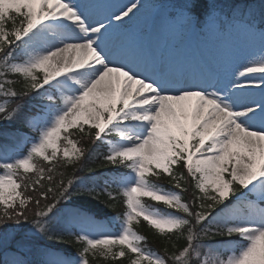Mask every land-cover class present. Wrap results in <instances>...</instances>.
<instances>
[{"label":"snow or ice","instance_id":"obj_1","mask_svg":"<svg viewBox=\"0 0 264 264\" xmlns=\"http://www.w3.org/2000/svg\"><path fill=\"white\" fill-rule=\"evenodd\" d=\"M146 0H82L80 6L71 0H0V53L50 18H66L74 22L88 37L82 42L66 43L29 64L12 65L10 71L24 79L21 87L9 85L10 95L24 96L62 74L89 65H98V76L86 86L71 106L56 118L55 124L42 135L31 152L15 163L0 165V226L8 223L30 222L47 239L71 244L82 257L81 264H89V253H110L116 264L117 257H125L130 264H193L197 242L219 235L240 234L250 241L238 257L228 264H264V226L233 227L227 222L205 225V221L225 199L244 189L249 191L247 205L264 219V0H209L200 26L197 16L198 0H155L152 8L157 19L177 17L189 25L204 28L217 22L221 30L238 31L260 37L259 58L251 59L254 52L237 56L219 71L198 72L173 66L160 60L141 61L128 44L114 37L125 36L133 20L145 8ZM174 12L175 15H169ZM155 106V109H152ZM18 106L5 112L0 108V120L14 118ZM135 109H144L135 111ZM118 117L146 122L147 134L131 146L113 151L94 167L132 161L140 182L124 190L127 211V229L120 236L89 238L83 234H59L45 228L42 218L62 199L72 195L70 188L74 173L88 148H77L64 136L76 159L66 162L74 169L66 182L56 184L49 172L50 188H41L34 199L21 195L18 189L28 187L29 178L22 176L34 166L35 157L50 161L57 156L60 134L75 128L91 141ZM20 119L25 126L27 118ZM48 149L51 152L48 153ZM69 149L64 148L67 158ZM186 170L184 183L194 189L191 202L184 196L163 194L147 184L148 177L166 178L169 183L186 192L173 168L181 165ZM41 174L43 167L37 169ZM91 170V169H89ZM62 175V174H61ZM175 182V183H173ZM39 181H31L33 190ZM101 200L111 209L115 200L108 199L111 191L81 189ZM200 195H196V193ZM107 193V196H106ZM17 197H21L19 204ZM43 198V203L41 201ZM144 198L163 203L181 216L161 217L148 211ZM32 200L31 214L25 201ZM17 208L20 210L18 211ZM77 221L91 224L90 218L73 213ZM143 217L162 232L175 229L187 236L183 244L173 246L171 255L166 251L157 258L146 254L137 241L146 240L133 230V221ZM103 246L97 248V246ZM126 246V247H125ZM35 250L36 259L32 253ZM0 264H72L70 257L39 248L29 235L0 234ZM195 264H206L203 259Z\"/></svg>","mask_w":264,"mask_h":264},{"label":"rangeland","instance_id":"obj_2","mask_svg":"<svg viewBox=\"0 0 264 264\" xmlns=\"http://www.w3.org/2000/svg\"><path fill=\"white\" fill-rule=\"evenodd\" d=\"M230 1L231 0H221V2L224 3H230ZM71 2L80 6L82 0H71ZM121 2H126V0H121ZM154 2L155 0H146L145 8L133 20L127 35L114 37L117 41L128 44L137 59L146 62L155 59L188 70L209 72L219 71L231 59L237 56L246 55L249 52L255 53L254 56L250 57L251 59L259 58V50L262 47V42L259 36L246 35L235 30L231 32L224 31L219 28L217 22H210L204 28H197L192 27L187 21L182 20L179 17L172 19L164 16L162 19H157L156 13L152 8ZM177 2H179V0H177ZM169 15H175V13L170 12ZM76 32H78V34ZM50 35L57 36L60 40L59 43L53 44L49 39ZM87 38L88 37L74 22L69 23L66 18H50L49 20L41 22L33 30L19 39L21 50L26 57L24 59L14 60L11 63V67L16 64H29L39 56L47 54L66 43L82 42ZM97 68H99L98 65H89L85 68L62 74L60 77L54 78L47 84H44L42 87L50 86L55 89L59 95L64 97L65 104L56 109L51 119L46 118L39 121L40 127L38 136L31 141L27 153H17L14 156H5L0 150V165L15 163L17 160L28 156L31 152L32 146L38 144L43 133L55 124L56 118L63 114V112L71 106V102L82 94L85 87L90 85V83L98 76V72L96 71ZM0 108H4L5 112L8 111L5 103H1ZM152 109L154 110L155 106H152ZM143 110L144 109H135V111ZM69 129L71 128H68L65 131ZM108 130L114 135L113 138H110L109 140L107 139L108 152L111 154L113 151L129 147L133 143L138 142V138H142L147 134V124L146 122L131 118L122 119L118 117L104 130L103 133H107ZM64 132H61L60 134V141L58 142L59 151L57 154L63 156L64 148L67 147L69 149L67 159L75 158L78 153H74L71 150L72 145H68L67 142L62 140ZM50 152L51 149H48V153ZM123 163H125L126 167L129 169L125 175L124 191L132 185L139 183L140 178L132 166V161H125ZM4 171L5 169L2 167V169H0V175H2ZM147 184L149 187L163 194L170 196L179 195L176 190L159 188L150 184L148 181ZM250 190L251 186H249L248 189H244L242 192L233 194L236 199L234 202L235 204L243 202V205H238L240 206L239 210L237 208L238 206L234 207L232 205L217 210V212L212 215L209 225H216L219 222H227L233 227L245 225L264 226V219L256 215L255 211L246 203L248 199L247 194ZM18 191H20V189H18ZM231 196L232 195H230V197ZM20 198L21 197H17V204H19ZM145 207L149 212L161 217L177 218L181 216L180 213L174 212L170 209L167 210L150 205H145ZM4 208L5 205L0 204V211H4ZM74 212L76 214H82L76 209V207H74V205H72L71 201L66 199L58 209V216L64 217V219L68 221L71 229L76 228L75 230L79 234L86 235L89 238L95 239L100 238L101 236H120L128 227L126 216H124L118 228H112L106 221H97L95 218L84 216L83 214L84 217L90 218L92 223L87 225L82 224L77 221L76 217H74ZM140 219H143V217L133 221L134 231V223L139 222ZM6 231V234L13 233L14 226L7 227ZM241 237L243 239L240 242L245 243V245H241L237 249H228L229 253L227 252L226 256L210 251V256L203 258V260L206 261V264H228L229 259L238 257L250 243L249 240L243 236ZM102 247L103 246H97V248ZM145 253L157 258L162 257L156 251H146ZM89 255L99 260L113 259L110 253L106 254L100 251H97L94 254L89 253ZM121 264H130V261L126 260Z\"/></svg>","mask_w":264,"mask_h":264},{"label":"trees","instance_id":"obj_3","mask_svg":"<svg viewBox=\"0 0 264 264\" xmlns=\"http://www.w3.org/2000/svg\"><path fill=\"white\" fill-rule=\"evenodd\" d=\"M208 2L209 0H198V8L195 12L198 27L203 21ZM231 2H233V0H231L230 3ZM25 57L26 55L21 50L19 40H16L9 45L3 53H0V104L5 103L8 111L13 106H18L14 118L0 120V150L5 156H14L17 153H27L31 141L38 136L40 127L39 121L46 118L51 119L56 109L65 104L64 97L59 95L56 90L50 86L33 90L24 96L10 95L9 88L6 87V85H9L12 80L16 82L14 87L19 88L22 86L20 82L24 79L22 76H17L10 71L11 63L16 59H24ZM0 115H2V113H0ZM17 116L20 118H27V126H25L24 123H21L20 119L16 118ZM67 133H71L68 138L71 139L78 148L89 147L81 160V166L74 173V180L70 188V191L73 194L69 195L68 200L71 201L72 205H74V207H76V209L84 216H91L97 221H106L112 228H118L127 211V198L123 189L125 175L129 169L126 167L125 163L107 164L104 167H94V165L99 164L105 156L109 155L107 139L109 140L110 138H113L114 135L108 130L105 134L101 133L99 138L95 139L93 142L87 137L86 128L83 134L77 132L75 128L65 131L64 136ZM64 136L62 140L67 142L64 140ZM76 157L67 159L62 155L57 154V156L53 157L50 161H44L43 157H36L34 159V165L36 166H34L31 171L24 173L22 169L20 170L22 176H27L29 178L28 187L25 188L22 185L20 188L22 196L31 195L35 199L41 188H50L53 186L48 182L49 172L47 169L54 168V171L51 172V178L56 184L60 183L61 180L66 182L72 177L74 171L66 161L76 159ZM38 167H43L46 171L41 174L37 170ZM0 169H2V167H0ZM173 172L180 179L182 186L187 188L186 192L180 193V189L169 183L166 178L148 177L147 181L159 188L176 190L179 195L181 194L184 196L186 202H191L194 189L184 183L186 170L181 164L174 166ZM37 180L39 183L35 185L34 191L31 181ZM81 189H93L101 192L110 190L111 195L108 196V199L112 200L113 198H116V208L111 209L101 200L88 195L84 191H80ZM196 195H200V193L197 192ZM64 200L66 199H62L51 212L43 217L42 222L45 228L50 232L59 234H67L69 232L79 234L75 230L76 228H70L68 221L65 220L64 217L58 216V209ZM235 200L236 199L233 197L226 199L207 218L204 222L205 225H209L212 215H214L217 210H221L228 205H243V202L235 204ZM41 201L42 203L44 202L42 197ZM144 204L167 210L170 209L176 212L174 209L166 207L163 203L151 201L149 198H144ZM32 205V200H26L25 207L28 208L29 214H31ZM239 207L240 206L237 207L238 210L240 209ZM17 210L19 211L20 209L17 208ZM2 213L3 211H0V214ZM222 223L225 222H219L218 224ZM9 226H14L13 233L31 236L34 241L37 242L39 248L47 249L60 256L70 257L73 264H81L82 257L77 253L75 247L68 243L47 240L37 230L34 224L30 222H23L21 224L8 223L0 226V234H6V229ZM134 228L138 235L146 237V240L137 241V244L142 247V250L144 252L156 251L161 256L166 251L171 255L173 246L183 244L184 239L187 236L186 232L182 236L175 229L171 230L172 233H176L175 235H171L170 233L166 234L168 233V230L162 232L144 219H140L139 222L134 223ZM242 239L243 238L240 234H233L213 236L199 240L195 249L199 255L194 258L193 264H195V261L209 257L210 251L226 256L227 252L229 253L228 249H237L241 245H245V243L240 242ZM32 256L33 259L37 258L35 250L33 251ZM88 260L89 264H116L113 259L99 260L91 255L88 256ZM116 260L121 264L127 259L121 257L116 258Z\"/></svg>","mask_w":264,"mask_h":264},{"label":"bare ground","instance_id":"obj_4","mask_svg":"<svg viewBox=\"0 0 264 264\" xmlns=\"http://www.w3.org/2000/svg\"><path fill=\"white\" fill-rule=\"evenodd\" d=\"M69 23H71V21H69ZM77 34H78V32H76ZM80 35V34H79ZM43 39H45L44 37H42ZM52 38V39H51ZM49 39L51 40V42L53 43V44H55V43H59V38L57 37V36H53V35H50L49 36Z\"/></svg>","mask_w":264,"mask_h":264}]
</instances>
